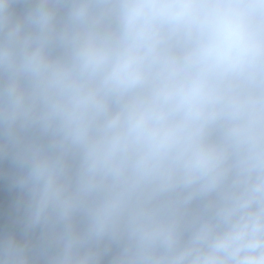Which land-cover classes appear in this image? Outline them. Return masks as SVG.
I'll return each mask as SVG.
<instances>
[{
    "label": "clouds",
    "instance_id": "clouds-1",
    "mask_svg": "<svg viewBox=\"0 0 264 264\" xmlns=\"http://www.w3.org/2000/svg\"><path fill=\"white\" fill-rule=\"evenodd\" d=\"M0 264H264V0H0Z\"/></svg>",
    "mask_w": 264,
    "mask_h": 264
}]
</instances>
